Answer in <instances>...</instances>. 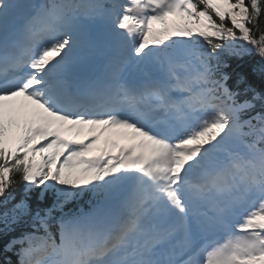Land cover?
I'll list each match as a JSON object with an SVG mask.
<instances>
[{
    "label": "snow or ice",
    "instance_id": "obj_1",
    "mask_svg": "<svg viewBox=\"0 0 264 264\" xmlns=\"http://www.w3.org/2000/svg\"><path fill=\"white\" fill-rule=\"evenodd\" d=\"M246 58L264 0H0V264H264Z\"/></svg>",
    "mask_w": 264,
    "mask_h": 264
},
{
    "label": "trees",
    "instance_id": "obj_2",
    "mask_svg": "<svg viewBox=\"0 0 264 264\" xmlns=\"http://www.w3.org/2000/svg\"><path fill=\"white\" fill-rule=\"evenodd\" d=\"M256 63H258V58L255 59L253 58L252 60L246 58L244 64L240 68H237L236 71H243L248 76L249 83L253 84L259 90L262 87H264V85L261 84V81L258 78L253 77L251 74V67ZM17 199H19V197H17ZM1 247L2 244L0 242V251H1ZM0 258H2L1 254H0Z\"/></svg>",
    "mask_w": 264,
    "mask_h": 264
}]
</instances>
